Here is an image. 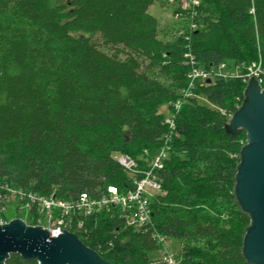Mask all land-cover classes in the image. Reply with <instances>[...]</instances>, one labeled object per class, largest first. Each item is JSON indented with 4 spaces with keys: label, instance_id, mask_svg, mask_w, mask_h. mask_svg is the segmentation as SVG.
Returning a JSON list of instances; mask_svg holds the SVG:
<instances>
[{
    "label": "trees",
    "instance_id": "16d2710c",
    "mask_svg": "<svg viewBox=\"0 0 264 264\" xmlns=\"http://www.w3.org/2000/svg\"><path fill=\"white\" fill-rule=\"evenodd\" d=\"M193 1L185 10L180 0H0V183L68 200L108 186L124 193L132 178L116 156L147 169L175 116L152 225L126 227L114 211L79 237L110 264H164L148 257L163 249L155 233L211 245L184 248L182 264H249L251 219L235 195L247 134L225 126L247 87L234 74L254 62L264 69V0ZM156 3L183 19L185 36H160ZM187 54L206 71L232 64L229 77L197 82L186 97ZM6 264L35 262L12 255Z\"/></svg>",
    "mask_w": 264,
    "mask_h": 264
},
{
    "label": "built area",
    "instance_id": "2783aa9c",
    "mask_svg": "<svg viewBox=\"0 0 264 264\" xmlns=\"http://www.w3.org/2000/svg\"><path fill=\"white\" fill-rule=\"evenodd\" d=\"M195 5L198 3L195 2ZM191 65L189 90L196 87L197 82L204 83L213 77H229V73L223 72L222 67L215 71H206L196 67L191 54H187ZM236 77L248 82L255 78L264 89V69L261 62H254L245 69L244 73L238 70ZM181 103L175 104V110H180ZM174 115H169L166 124L169 126L170 135H166L162 149L149 161L147 169H140L138 164L128 156L118 155L116 160L129 173L132 178L133 188L121 193L115 186H108L105 191L97 195L82 193L75 199H64L52 193L48 196L38 194L32 190L19 188L8 183H0V226L7 225L11 221L20 219L29 227H42L48 230L51 238L64 234L63 231L73 234L78 238H86L89 235L88 223L102 213L117 211L118 218L126 227L137 231H144L152 225L153 210L152 200L163 193L159 173L163 170L171 149V135L176 130ZM15 211L26 213L29 222L22 217L9 220L6 213ZM157 243L163 246L164 264H182L179 255L170 254L166 250V238L155 233L153 235Z\"/></svg>",
    "mask_w": 264,
    "mask_h": 264
},
{
    "label": "water",
    "instance_id": "95a60500",
    "mask_svg": "<svg viewBox=\"0 0 264 264\" xmlns=\"http://www.w3.org/2000/svg\"><path fill=\"white\" fill-rule=\"evenodd\" d=\"M210 82V81H209ZM227 133L247 134L236 176L235 195L251 224L244 238L243 255L249 264H264V89L252 78L241 108L225 126ZM50 237L42 227L16 219L0 226V264L12 255L35 264H110L66 231Z\"/></svg>",
    "mask_w": 264,
    "mask_h": 264
},
{
    "label": "rangeland",
    "instance_id": "374dc122",
    "mask_svg": "<svg viewBox=\"0 0 264 264\" xmlns=\"http://www.w3.org/2000/svg\"><path fill=\"white\" fill-rule=\"evenodd\" d=\"M69 0H49L50 4L52 6L55 5H60V4H65L67 3ZM183 3V7L185 10H189L192 9L193 6L195 5L193 0H180ZM175 4V2H174ZM150 13L158 20L159 22V29H160V36L163 38L166 35H169V39L171 38H180L181 36H185L186 32L185 29L183 28L184 26V21L182 18L177 17L173 12H170L168 10H166L165 8H163L159 3H156L151 9H150ZM179 26H181V30H178ZM176 27V29H175ZM178 28V29H177ZM93 41L99 46V47H103V42L101 40V38L99 36H96L93 38ZM231 69L232 70V64H228L226 66H224L222 68L223 72H226L227 69ZM238 71L234 74L237 75ZM199 104H203L209 108H211L212 110H218L215 106H213L212 104L208 103L207 101H205L204 98L200 97L199 98ZM169 107L167 105H164L160 108V113L167 115L169 113ZM6 217L9 220H12L14 218L17 217H22L25 220H27L29 222V216L26 213H18L15 211H10L8 213H6ZM201 246V247H207V246H211L208 243H203V242H198V243H180L178 241H175L171 238H166L165 240V246H166V250L168 253L170 254H175V255H180V253H182V250L184 248H188L190 250H195V246ZM151 260L154 261H159L161 262L163 260L164 257V253L162 251L157 252V253H152L149 254L148 256Z\"/></svg>",
    "mask_w": 264,
    "mask_h": 264
}]
</instances>
